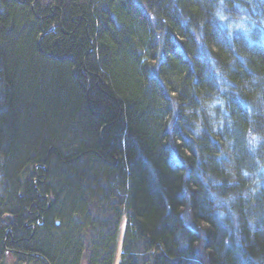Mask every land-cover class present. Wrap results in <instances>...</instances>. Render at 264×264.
Wrapping results in <instances>:
<instances>
[{"label": "trees", "instance_id": "trees-1", "mask_svg": "<svg viewBox=\"0 0 264 264\" xmlns=\"http://www.w3.org/2000/svg\"><path fill=\"white\" fill-rule=\"evenodd\" d=\"M200 2L0 0V264H115L121 234L117 264H264L246 114L226 93L234 128L193 120L219 87L179 27L178 9L201 22ZM254 39L231 73L241 95L264 76Z\"/></svg>", "mask_w": 264, "mask_h": 264}, {"label": "clouds", "instance_id": "clouds-1", "mask_svg": "<svg viewBox=\"0 0 264 264\" xmlns=\"http://www.w3.org/2000/svg\"><path fill=\"white\" fill-rule=\"evenodd\" d=\"M177 11L181 34L187 35L197 56L202 55L206 60L219 85L202 96V103L193 117L196 131L199 133L205 117L214 132L223 134L225 126L234 128L237 119L225 94L231 93L235 97L236 106L246 114V123L240 130L242 145L254 163L252 168L242 167L240 175L247 181L245 196L254 197L264 182V128L257 123L259 117H264V84L261 83L264 76L253 74L244 82L246 92L241 95L231 73L237 68V62L243 68H249L251 49L256 44L254 36L264 33V0H259L258 4L253 0H214L212 3L201 0L199 23L190 22L192 13L183 9ZM151 19L156 21L157 18L154 15ZM209 22L220 29L226 42L209 35L206 28ZM224 143L231 148L234 138L225 136ZM249 223L251 225V221Z\"/></svg>", "mask_w": 264, "mask_h": 264}, {"label": "bare ground", "instance_id": "bare-ground-1", "mask_svg": "<svg viewBox=\"0 0 264 264\" xmlns=\"http://www.w3.org/2000/svg\"><path fill=\"white\" fill-rule=\"evenodd\" d=\"M185 227L187 228L188 232L192 233L193 235H195V232L199 231V230L196 229L195 232H193L187 226H185ZM185 227H183V229H182V227L179 228L180 236H181V238H182L183 241L185 240V233H187V230H186ZM200 238H201L200 236L195 237V239H197V240H199ZM121 240H122V234L120 235V241H119V244H118L119 249H120ZM185 247H187V246H185ZM196 247L197 248L195 250L193 248H191L192 252L195 253V252L198 251L200 257L202 258V254H201L202 249H201V247H199V245H196ZM179 249H180L181 252H183V250L181 248H179Z\"/></svg>", "mask_w": 264, "mask_h": 264}, {"label": "rangeland", "instance_id": "rangeland-1", "mask_svg": "<svg viewBox=\"0 0 264 264\" xmlns=\"http://www.w3.org/2000/svg\"><path fill=\"white\" fill-rule=\"evenodd\" d=\"M120 252L121 250L118 248L116 259H115V264H117V262L119 261ZM6 259H7L6 264H13L14 259L12 258V256H8Z\"/></svg>", "mask_w": 264, "mask_h": 264}]
</instances>
